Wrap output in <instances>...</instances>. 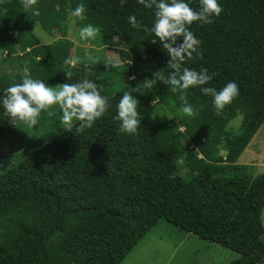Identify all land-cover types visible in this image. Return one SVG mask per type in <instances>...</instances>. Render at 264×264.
<instances>
[{"label": "trees", "instance_id": "1", "mask_svg": "<svg viewBox=\"0 0 264 264\" xmlns=\"http://www.w3.org/2000/svg\"><path fill=\"white\" fill-rule=\"evenodd\" d=\"M184 2L199 10L198 0ZM217 2L223 11L213 23L189 27L201 41L202 58L193 54L182 66L217 73L205 87L219 91L237 83L239 95L217 115L211 96L189 88L183 94L196 110L189 117L179 90L153 84L171 71L159 40L143 30L152 27L154 8L137 0L123 7L120 0H38L34 16L21 0H0L7 55L1 63L17 64L13 75L0 76V101L7 87L22 82L26 62L31 77L49 86L86 75L109 98L91 128L78 132L75 122L0 174V264H121L160 220L238 254L234 264L263 261L264 175L252 176V167L237 160L264 123V0ZM79 4L87 19L74 18L75 24L100 28L93 44L103 57L95 63L82 58L67 80L64 61L74 47L69 14ZM130 15L141 28L128 23ZM35 28L49 38L56 31L58 38L42 43ZM111 51L121 64L105 56ZM125 91L138 100L134 135L120 133L113 119ZM237 116L238 131L227 129ZM17 124L0 103V139Z\"/></svg>", "mask_w": 264, "mask_h": 264}, {"label": "clouds", "instance_id": "2", "mask_svg": "<svg viewBox=\"0 0 264 264\" xmlns=\"http://www.w3.org/2000/svg\"><path fill=\"white\" fill-rule=\"evenodd\" d=\"M137 2L147 9H155L152 27L143 26V30L154 34L169 57L167 67L171 71L167 77L160 75L153 80V84L159 80L168 85L172 93L179 90L183 104L181 111L189 117L196 115V110L183 93L189 88L199 87L203 95L212 97L216 114L220 115L223 109L238 97V84L230 81L219 91L214 87H205L217 73L209 74L208 69L204 67L197 71L182 66L186 59H192L193 54L202 58V52L199 50L201 41L189 30L190 25L194 22H199L201 25L213 23L212 18L218 17L223 11L220 4L217 0H198L199 10H194L184 0H137ZM37 3L38 0H21L23 8L31 9L34 16L40 15L35 7ZM124 3L125 0H120L121 7ZM84 12V5L79 4L70 12V16L84 21L87 19ZM72 23H75V20ZM128 23L133 28L142 27L135 15L128 17ZM100 31L99 27L87 24L79 29L78 34L80 40L88 41L94 40ZM178 38H182V43H177ZM151 43L155 44L157 40L154 39ZM87 59L92 63L96 62L90 55ZM80 63L79 57L65 59L64 64L70 66L64 72L67 80H71L74 75L70 69ZM130 63L131 61L128 62ZM84 68L88 69L87 63L84 64ZM137 91L139 92L138 88ZM0 103L11 125L22 123L29 128L35 127L42 112H46L49 117L56 115V112L49 110L55 107L59 110L61 125L71 131L74 122H78L76 129L78 132L91 128L109 108V98L102 95L101 89L86 75L78 82H65L52 87L40 79L32 78L27 62L23 68L22 82L7 87ZM139 117L138 100L132 93L125 91L116 105V115L113 117L120 122L118 131L130 135L136 134L140 128Z\"/></svg>", "mask_w": 264, "mask_h": 264}, {"label": "rangeland", "instance_id": "3", "mask_svg": "<svg viewBox=\"0 0 264 264\" xmlns=\"http://www.w3.org/2000/svg\"><path fill=\"white\" fill-rule=\"evenodd\" d=\"M73 20L74 17L69 14L67 38L74 44L71 50V58L79 57L82 59L88 55L93 58H102V48L93 44V40H80L78 34L80 28L72 23ZM34 31L42 43H49L58 38L56 31H54L55 37L51 38L41 29L35 28ZM123 47L122 45L121 48ZM5 56H7L6 52L0 42V76L2 74L13 75L17 70L15 62L4 61L3 64L1 63L5 60ZM105 56L113 59L116 65L121 64L117 51L107 52ZM49 110L56 112V115L49 117L46 112H42L35 127L29 128L18 123L5 137L0 139V174L6 172L12 165L22 161L28 153L35 151L66 129L60 123L59 110L55 107ZM161 113H167V111L163 110ZM241 122L242 117L237 116L228 123L227 129L238 131ZM220 153L224 154L223 152ZM258 157L264 159V123L253 139L252 147L249 145L244 150L240 160L241 162L251 159L257 161ZM249 170L254 176L256 170L253 168ZM186 172L187 170L183 167L181 175L185 176ZM261 221L264 226V208L262 209ZM239 260L238 254L218 244L206 241L195 234L180 231L166 221L160 220L121 264H234ZM258 264H264V257L263 261Z\"/></svg>", "mask_w": 264, "mask_h": 264}, {"label": "crops", "instance_id": "4", "mask_svg": "<svg viewBox=\"0 0 264 264\" xmlns=\"http://www.w3.org/2000/svg\"><path fill=\"white\" fill-rule=\"evenodd\" d=\"M261 128V127H260ZM258 132V131H257ZM257 134V133H256ZM255 134V135H256ZM255 137V136H254ZM254 137L252 138V140L250 141V143L248 144V146L250 145V147H252L253 145V139ZM247 146V147H248ZM246 147V148H247ZM244 152V151H243ZM242 155V154H241ZM240 155V156H241ZM237 164L238 165H241V166H248V167H252L254 170H256V173L254 174V177L258 176V175H264V159H259L258 157V160L255 161L253 159L251 160H248V161H245V162H241L240 160V157L238 158L237 160Z\"/></svg>", "mask_w": 264, "mask_h": 264}]
</instances>
